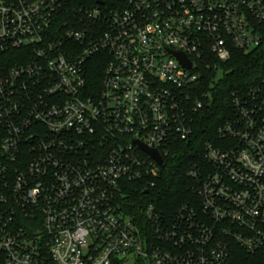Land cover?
Wrapping results in <instances>:
<instances>
[{
	"label": "built area",
	"instance_id": "obj_1",
	"mask_svg": "<svg viewBox=\"0 0 264 264\" xmlns=\"http://www.w3.org/2000/svg\"><path fill=\"white\" fill-rule=\"evenodd\" d=\"M61 8L0 0V264H227L230 241L262 248L264 87L235 98L224 145L190 170L196 208L130 199L191 140L203 71L260 47L264 0H95L79 29L57 28Z\"/></svg>",
	"mask_w": 264,
	"mask_h": 264
},
{
	"label": "trees",
	"instance_id": "obj_2",
	"mask_svg": "<svg viewBox=\"0 0 264 264\" xmlns=\"http://www.w3.org/2000/svg\"><path fill=\"white\" fill-rule=\"evenodd\" d=\"M95 0H62V8L58 14V26L67 23L69 27L79 29L76 24L80 12L90 8ZM262 38L260 47L250 52L235 51L231 59L219 63V71L204 70V78L197 88L198 96L206 94L201 110L191 115L193 136L188 142L176 145L165 159L160 175L150 180L146 186V196L141 184L131 186L133 194L130 203L138 205L154 204L166 215L173 214L183 205L196 208L198 200L194 193L195 180L189 175L190 170L208 167L206 148L209 145L222 147L224 142L219 137V130L234 119V100L248 99L250 94L264 87V23L258 26ZM88 69L90 85L100 83L104 63L100 58L91 59ZM211 64L214 66L215 61ZM222 75L219 78V75ZM229 259L227 264H264V246L256 252H248L236 242H229ZM48 264H55L48 262Z\"/></svg>",
	"mask_w": 264,
	"mask_h": 264
},
{
	"label": "water",
	"instance_id": "obj_3",
	"mask_svg": "<svg viewBox=\"0 0 264 264\" xmlns=\"http://www.w3.org/2000/svg\"><path fill=\"white\" fill-rule=\"evenodd\" d=\"M176 56L178 57V59L180 60L181 64H183L184 67L191 69L192 64L187 60V58L181 54V53H177ZM142 150L147 153L149 156H151L160 166H162L164 164L163 159L160 157V155L158 154V152L153 151L148 149L147 147H145L144 145L137 143ZM145 195H149V191L145 192Z\"/></svg>",
	"mask_w": 264,
	"mask_h": 264
},
{
	"label": "rangeland",
	"instance_id": "obj_4",
	"mask_svg": "<svg viewBox=\"0 0 264 264\" xmlns=\"http://www.w3.org/2000/svg\"><path fill=\"white\" fill-rule=\"evenodd\" d=\"M221 76H222V75L220 74V75H219V78H220Z\"/></svg>",
	"mask_w": 264,
	"mask_h": 264
}]
</instances>
